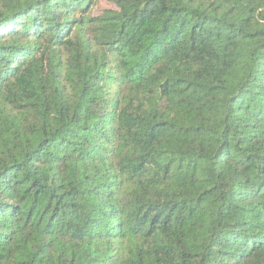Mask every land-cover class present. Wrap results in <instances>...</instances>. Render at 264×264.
<instances>
[{
    "label": "trees",
    "instance_id": "trees-1",
    "mask_svg": "<svg viewBox=\"0 0 264 264\" xmlns=\"http://www.w3.org/2000/svg\"><path fill=\"white\" fill-rule=\"evenodd\" d=\"M0 264H264V0H0Z\"/></svg>",
    "mask_w": 264,
    "mask_h": 264
}]
</instances>
